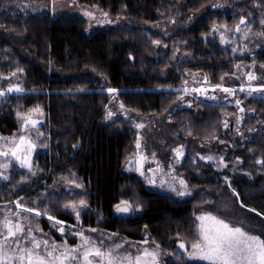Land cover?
Masks as SVG:
<instances>
[{
  "label": "trees",
  "instance_id": "1",
  "mask_svg": "<svg viewBox=\"0 0 264 264\" xmlns=\"http://www.w3.org/2000/svg\"><path fill=\"white\" fill-rule=\"evenodd\" d=\"M19 1L48 10L31 13ZM56 1L0 0V137L22 136L35 110L44 119L32 166L0 163V240L4 223L20 216L27 235L51 244L61 242L62 229L113 255L149 248L162 264H207L180 248L198 239L202 214L264 238V0H76L128 24L92 33L81 17L53 15ZM171 22L177 26L168 38L151 29ZM243 66L256 89L241 93L237 106L193 98L176 109L190 83L215 90L241 77ZM113 98L138 115L170 120L167 150L189 139L231 144L228 167L186 152L177 171L192 196L150 188L125 171L138 151V130L124 116L107 120ZM225 115L240 117L247 138L231 136ZM123 202L133 214L116 212ZM23 237L19 244L29 245Z\"/></svg>",
  "mask_w": 264,
  "mask_h": 264
},
{
  "label": "rangeland",
  "instance_id": "2",
  "mask_svg": "<svg viewBox=\"0 0 264 264\" xmlns=\"http://www.w3.org/2000/svg\"><path fill=\"white\" fill-rule=\"evenodd\" d=\"M20 9H24L28 12H43L48 10L44 6H36L29 2L19 1L16 2ZM227 5H221L217 7V9H227ZM53 15H68V16H78L83 18L84 20L89 22L90 28L89 33L94 32L98 28H108V27H122L127 26V22L123 19H113L108 16L106 13L98 10L97 8L87 7L79 4L76 0H58L51 4L50 9ZM177 24L174 22L159 25L156 27H152V31L157 34L162 35L165 38L172 36L175 32ZM241 77L235 76L233 80L229 83L223 84L218 89L212 90L208 88L206 85L202 83H190L184 89V100L176 105V109H181L184 107H190L193 105V98L199 100H210L215 103H225L230 105L237 106L240 103L241 93H247L250 89H256L253 84L255 79H250V77H254L253 73L250 69L246 67H242L240 69ZM230 89L231 92H225L223 89ZM17 88H12V91L7 90L10 93H19L20 91H16ZM1 93V92H0ZM4 93V92H3ZM121 110V111H120ZM116 116H124L125 118L131 120L138 130V145L137 146V154L131 158L126 164L125 171L127 173H135L139 177H141L145 183L152 189L169 194L178 198L180 200L189 199L193 191L191 190L189 184L185 180V178L180 175L177 171V168L182 163L186 152H191L195 155L197 161H201L208 164H213L215 168L224 170L228 167L229 161L226 160L227 151L231 147V144L226 142L215 141L213 143H203L200 141H196L193 139H189L188 143L184 146L178 145L172 149H166L164 145L165 133H167V126H169L170 120L159 119L156 117H147L138 115L133 113L127 109H125L117 99L113 98L110 101L109 110L107 114V120L110 121L112 118ZM225 124L227 130L230 131L232 137H240L247 138L248 134L244 133L241 130V119L239 116H229L225 115ZM29 121L34 122L30 123ZM44 119L39 117V110H35L32 113L26 116L25 122L23 124V131L25 132L20 137H0V153H7V155H0V163L3 167L10 166V163H15L21 168H29L32 166L35 152L37 150V138L38 132L37 127L43 124ZM232 126V131L229 129ZM23 137L26 141L23 149L16 152L14 156L12 154L15 145L20 143V138ZM28 143L32 145L31 149L28 148ZM180 149L182 154L177 155L176 150ZM19 157V159L17 158ZM203 157V158H202ZM208 157H212V159H208ZM27 159V163L23 164L22 162ZM183 181V185L180 183ZM183 192V195L179 193ZM15 204L19 205L17 202ZM129 206L128 212H118L116 207V212L123 215L129 216L133 214L135 208L132 204L127 203ZM123 206V203L120 204ZM14 215L18 216L17 213ZM212 215V214H202L200 216ZM214 216V215H212ZM20 217V216H19ZM18 217V223L22 229L21 232H17L15 237H8L6 240L5 237L0 240V264H21V261L18 259L20 253V248H33V244L35 242L40 243V248L35 251L40 255L46 257V259L51 260L50 257H47L46 254L49 251H52L53 246L56 247V251L53 252V256H58L60 252H67L69 257L72 255L70 252L71 249L79 248L82 252L84 249L80 248L83 244V234L81 232H73L71 234H66L64 231L59 230L61 235V242H54L53 244L46 238H35L32 234L27 235L24 227L22 225L23 219ZM224 218V217H223ZM222 218V219H223ZM221 219V218H220ZM224 220V219H223ZM8 222V221H7ZM197 232L196 235L198 237V226L200 221L197 220ZM6 224V223H4ZM17 224H12L9 222V226L13 227V231H15L14 226ZM5 227V226H4ZM6 228V227H5ZM243 229V228H242ZM8 232V228H6ZM244 230V229H243ZM247 233L254 235L249 232L248 229L244 230ZM7 232L5 235H7ZM78 235L77 247L70 244V239L72 236ZM23 237L22 242L30 244L20 245L19 241H17L18 237ZM36 236V235H35ZM258 236V235H254ZM83 237V239H82ZM261 238V236H258ZM264 239V238H261ZM88 240V239H87ZM47 241V245L44 242ZM88 246H92V242L90 240ZM19 245V247H18ZM192 244H189L188 248L185 246L182 248L184 252H187L186 256L189 257V254L193 251ZM95 246V245H94ZM96 247V246H95ZM147 249L149 251L155 252L157 254L156 260L157 264H162L160 260L159 252L149 249L143 248L138 255H143V251ZM137 251V250H136ZM78 257L77 261H65V264H83L82 257H80L79 252L75 253ZM118 257H122L119 255H114ZM133 256V255H132ZM137 256V255H136ZM135 257V256H133ZM89 259H93L89 257ZM150 261L151 257L145 258ZM206 262V261H204ZM207 263V262H206ZM23 264H27L25 260ZM59 264V262H57ZM127 264V262H124Z\"/></svg>",
  "mask_w": 264,
  "mask_h": 264
},
{
  "label": "snow or ice",
  "instance_id": "3",
  "mask_svg": "<svg viewBox=\"0 0 264 264\" xmlns=\"http://www.w3.org/2000/svg\"><path fill=\"white\" fill-rule=\"evenodd\" d=\"M241 23H244V21L242 20ZM250 79H255V77H250ZM9 91H12V89L10 88ZM16 91H19V89H16ZM223 91L231 92L227 88L223 89ZM29 122L35 126L34 122ZM25 143V139L21 137L20 143L15 145L12 154L15 156L17 151L23 149ZM137 146L139 147V145ZM31 147L32 145L28 143V148L31 149ZM176 152L177 155L182 154L180 149H177ZM0 155H7V153H0ZM17 158L19 159V157ZM208 159H212V157H208ZM22 163L26 164L27 159ZM180 183L183 185L184 182L180 181ZM179 194L183 195L184 193L181 192ZM81 204H83V201H81ZM72 207L74 208L75 206L73 205ZM25 211H31V209H25ZM117 211L128 212L129 206L127 202H123V206L118 205ZM49 218L51 219V217ZM197 219L200 221L198 226V239L191 245L193 251L189 254L190 259L206 261L207 264H264V239L251 235L241 227L234 226L216 216L205 215L199 216ZM5 227L8 228L7 235H5L6 240L8 237H15L17 232L22 231L19 224L14 226L15 231H13L12 226H9V222H6ZM61 231L63 230L61 229ZM44 244L47 245V241ZM88 245L89 241L83 239V244L80 248L84 250L81 252L79 248L71 249L70 252L72 255L70 257L67 252L63 251L58 256H53V252L56 251V247L53 246L52 251L46 254L47 257L51 258L49 260L35 251L40 248V243L35 242L33 248H20L21 254L18 259L21 261V264L25 260L27 264H57V262L59 264H65V261L69 259L71 261H77L78 257L75 253L79 252L83 264H124V262H127V264H157V254L147 249L143 251L142 256L137 255L133 257L131 254H128L123 257H118L112 254L113 250L104 252L99 247ZM117 247L120 246L118 245ZM184 247L185 245L181 243L180 248ZM89 257L93 259H89ZM147 257H151V260H146L145 258Z\"/></svg>",
  "mask_w": 264,
  "mask_h": 264
}]
</instances>
